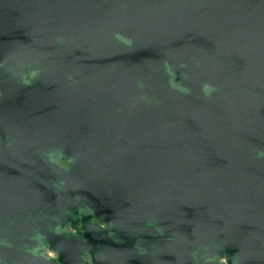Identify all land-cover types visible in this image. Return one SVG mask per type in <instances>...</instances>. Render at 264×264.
<instances>
[{"label":"water","instance_id":"95a60500","mask_svg":"<svg viewBox=\"0 0 264 264\" xmlns=\"http://www.w3.org/2000/svg\"><path fill=\"white\" fill-rule=\"evenodd\" d=\"M135 191L201 263L264 264V0H0V264Z\"/></svg>","mask_w":264,"mask_h":264},{"label":"flooded vegetation","instance_id":"af4514ba","mask_svg":"<svg viewBox=\"0 0 264 264\" xmlns=\"http://www.w3.org/2000/svg\"><path fill=\"white\" fill-rule=\"evenodd\" d=\"M150 195L135 191L125 205L64 206L63 213L23 227L21 238L43 247L35 255L40 264L44 258L52 264H203L186 254L183 239L165 222L164 205ZM217 259L229 264L225 255Z\"/></svg>","mask_w":264,"mask_h":264}]
</instances>
